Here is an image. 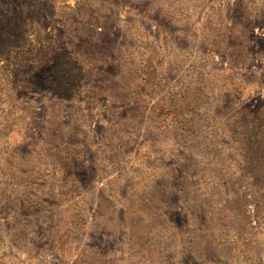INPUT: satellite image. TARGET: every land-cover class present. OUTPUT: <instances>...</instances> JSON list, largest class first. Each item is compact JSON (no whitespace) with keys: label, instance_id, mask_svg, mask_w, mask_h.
<instances>
[{"label":"rangeland","instance_id":"1","mask_svg":"<svg viewBox=\"0 0 264 264\" xmlns=\"http://www.w3.org/2000/svg\"><path fill=\"white\" fill-rule=\"evenodd\" d=\"M0 264H264V0H0Z\"/></svg>","mask_w":264,"mask_h":264}]
</instances>
